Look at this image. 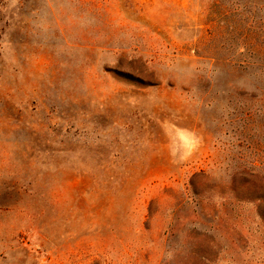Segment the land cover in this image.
<instances>
[{"label":"rangeland","instance_id":"rangeland-1","mask_svg":"<svg viewBox=\"0 0 264 264\" xmlns=\"http://www.w3.org/2000/svg\"><path fill=\"white\" fill-rule=\"evenodd\" d=\"M0 264H264V0H0Z\"/></svg>","mask_w":264,"mask_h":264}]
</instances>
